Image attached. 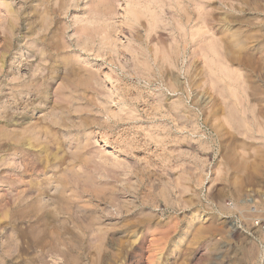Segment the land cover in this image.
I'll return each mask as SVG.
<instances>
[{"label": "rangeland", "instance_id": "374dc122", "mask_svg": "<svg viewBox=\"0 0 264 264\" xmlns=\"http://www.w3.org/2000/svg\"><path fill=\"white\" fill-rule=\"evenodd\" d=\"M255 220L264 0H0V264H264Z\"/></svg>", "mask_w": 264, "mask_h": 264}, {"label": "bare ground", "instance_id": "6f19581e", "mask_svg": "<svg viewBox=\"0 0 264 264\" xmlns=\"http://www.w3.org/2000/svg\"><path fill=\"white\" fill-rule=\"evenodd\" d=\"M4 2H6V1H4ZM48 2H49V1H48ZM154 2H155V1H154ZM45 3H46V2H45ZM158 3H159V2H158ZM203 14H204V13H203ZM205 14H206V13H205ZM188 16H190V15L188 14ZM201 19H202V22H201V21H200V22H201V24H202L203 27L201 26L202 28H200V29L207 28V26H208V22H209V21H207L208 19H207L206 15L201 16ZM200 29H199V32H200ZM205 30H207V29H204L203 31H204L205 33H207ZM203 31H202V32H203ZM204 32H203V33H204ZM225 32H226V31H225ZM223 33H224V32H223ZM234 33H235V32H234ZM224 34H226V33H224ZM224 34H222V35H224ZM229 34H230V33H229ZM232 34H233V32H232ZM205 36H206V35H205ZM205 36H204V37H205ZM229 36L231 37V35H229ZM234 36H235V35H233L231 38L229 37V39L234 38ZM243 36H244V35H243ZM253 36H255V35H253ZM224 37H225V35H224ZM247 37H249V36L247 35ZM250 37H251V36H250ZM235 38H236V37H235ZM237 38H238V37H237ZM237 38H236V39H237ZM245 38H246V37H245ZM207 39H208V38H207ZM207 39H206V40H207ZM227 39H228V38H227ZM239 39H240V38H239ZM246 39H247V38H246ZM224 40H225V39H224ZM202 41H203V40H202ZM225 41H226V40H225ZM230 41H231V40H229V44H230ZM244 41H245V39H244ZM200 43H201V42H200ZM200 43H199V45H200ZM222 43H224V41H223ZM227 43H228V42H227ZM197 44H198V43H197ZM224 44H225V43H224ZM242 44H244V42H243V38H242V42H240V41H233V40H232L230 45L232 46V48H233V47L236 48V47H240ZM246 44H247V42H246ZM226 45H227V44H226ZM226 45H225V47H228V45H227V46H226ZM230 45H229V46H230ZM244 46H245V45H244ZM200 47H201V46H200ZM232 48H230V49L227 48V49H228V50H231ZM227 49H226V50H227ZM228 50H227V51H228ZM232 50H233V49H232ZM234 50H235V49H234ZM230 52H233V51H230ZM230 52H229V53H230ZM229 53H228V54H229ZM230 54H232V53H230ZM192 68H193V67H192ZM195 71H197V70H195ZM193 72H194V71H193ZM196 73H197V72H196ZM193 74H195V73H193ZM197 74H198V73H197ZM197 74H196V75H197ZM85 75L87 76V74H85ZM88 76H89V75H88ZM193 76H195V75H193ZM191 79H193V78L191 77ZM92 80H93V79H92ZM189 80H190V79H189ZM177 81H178V80H177ZM185 82H186V81H185ZM172 83H173V82H172ZM187 83H188V82H187ZM196 83H198V82H196ZM177 84H178V82H177ZM190 84H191V82H190ZM194 84H195V83H194ZM94 85H95V84H94ZM98 85H99V84H98ZM171 85H172V84H171ZM188 85H189V84H188ZM173 86H174V85H173ZM178 86H179V85H178ZM193 86H194V85H193ZM179 88H180V87H179ZM85 89H86V88H85ZM93 89H94V88H93ZM93 89H92V90H93ZM184 89H185V87H184ZM180 90H181V89H180ZM93 91H95V90H93ZM204 96H205V95H204ZM231 109L234 110L233 108H231ZM235 111H236V110H235ZM30 128H31V127H30ZM30 128L28 127V129H30ZM33 129H35V127H34ZM33 129H31V130H32L33 132H35V130H33ZM24 130H25V129H24ZM26 131H27V130H26ZM26 131H25V133H26ZM32 131H30V132H32ZM19 132H20V131H19ZM19 132H17V133H19ZM21 132H22V131H21ZM30 132L27 133V134H30V137H31V133H30ZM35 133H36V132H35ZM15 134H16V133H15ZM15 134H13V135H15ZM23 134H24V133H23ZM13 135H12V136H13ZM25 135H26V134H24V136H25ZM35 135L37 136V134H34V135H33L34 138L36 137ZM39 135H40V134H39ZM12 136H11V137H12ZM15 136H16V135H15ZM17 136H18V137H17ZM17 136H16V137H17V139L19 138V141H20V139L24 138V137H22V138L19 137L20 135H17ZM13 137H14V136H13ZM30 137H29V135H28V138H27V135H26L25 138H26L27 140H28V139L31 140ZM37 137H38V136H37ZM37 137H36V138H37ZM31 138H32V137H31ZM36 138H35V139H36ZM38 138H39V137H38ZM12 139H13V138H12ZM14 139L16 140V138H14ZM32 139H33V138H32ZM35 139H33L34 142L36 141ZM10 140H11V139H10ZM29 140H28L26 143H30ZM23 141L25 142V140L22 139L21 142H23ZM37 141H38V139H37ZM34 142H33V143H34ZM14 143H16V142L14 141ZM19 143H20V142H19ZM20 144H21V143H20ZM23 144H24V143H23ZM23 144H22V145H23ZM16 145H17V144H16ZM24 145H25V144H24ZM28 145H30V144H27L26 146L28 147ZM30 146H31V145H30ZM24 147H25V146H24ZM13 148H14V147H13ZM21 148H22V147H21ZM30 148H31V147H30ZM30 148H29V149H30ZM32 148H33V145H32ZM15 149H16V150H15ZM15 149H14L15 151L18 150L17 148H15ZM22 149H23V148H22ZM19 151H20V150H19ZM19 151H18V153H19ZM29 151H30V150H29ZM26 153H27V152H26ZM30 153H31V152H30ZM32 153H33V152H32ZM25 155H26V154H25ZM26 156H27V155H26ZM202 229H204V228H202ZM202 229H201V231H200V229L198 230V231H200V234H201L202 232L205 233V232H204L205 230L203 231ZM203 233H202V234H203Z\"/></svg>", "mask_w": 264, "mask_h": 264}, {"label": "built area", "instance_id": "2783aa9c", "mask_svg": "<svg viewBox=\"0 0 264 264\" xmlns=\"http://www.w3.org/2000/svg\"><path fill=\"white\" fill-rule=\"evenodd\" d=\"M253 223L255 229L264 232V222H262L261 220H255ZM263 257H264V250H263Z\"/></svg>", "mask_w": 264, "mask_h": 264}]
</instances>
